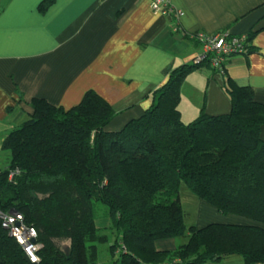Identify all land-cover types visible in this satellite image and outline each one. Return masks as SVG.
<instances>
[{
	"label": "trees",
	"instance_id": "obj_1",
	"mask_svg": "<svg viewBox=\"0 0 264 264\" xmlns=\"http://www.w3.org/2000/svg\"><path fill=\"white\" fill-rule=\"evenodd\" d=\"M202 67H212L208 57L175 68L151 107L117 131L108 129L115 110L93 90L70 109L33 99L31 117L2 143L11 156L0 168V212H19L37 230L40 260L30 261L0 218V264H100L108 230L111 264H203L234 254L264 264V104L226 75L230 113L203 109L184 122L181 87ZM182 183L221 214L254 224L187 226ZM95 203L107 208L109 227L96 225ZM183 237L173 251L156 248Z\"/></svg>",
	"mask_w": 264,
	"mask_h": 264
},
{
	"label": "crops",
	"instance_id": "obj_2",
	"mask_svg": "<svg viewBox=\"0 0 264 264\" xmlns=\"http://www.w3.org/2000/svg\"><path fill=\"white\" fill-rule=\"evenodd\" d=\"M172 4L183 11L178 21L153 12L151 0H0V156H4L0 168L10 162L2 143L31 117L33 99L70 109L93 90L116 112L108 129L120 130L151 107L153 92L175 68L202 55L198 33L247 37L256 31L248 42L253 50L230 57L225 74L213 66L188 74L179 104L183 121H193L203 109L214 116L230 113L226 75L251 87L254 99L264 104V0H172ZM261 137L264 140V126ZM197 203L195 220L187 226L254 224L221 214L198 197ZM109 225L110 220L98 227ZM186 240H158L156 248L173 251ZM203 264L246 263L234 254Z\"/></svg>",
	"mask_w": 264,
	"mask_h": 264
},
{
	"label": "built area",
	"instance_id": "obj_3",
	"mask_svg": "<svg viewBox=\"0 0 264 264\" xmlns=\"http://www.w3.org/2000/svg\"><path fill=\"white\" fill-rule=\"evenodd\" d=\"M151 9L155 13L172 17L176 21L183 15L182 10L174 7L172 0H151ZM175 29H178L177 24ZM196 39L200 42L203 53L194 60V63H202L208 57L213 68L221 74H225L226 62L230 57L248 51V39L245 35L198 33ZM0 218L2 227L22 246L30 261L38 262L40 260L38 251L42 245L38 242L37 230L33 226L26 225L23 215L16 211L0 212Z\"/></svg>",
	"mask_w": 264,
	"mask_h": 264
},
{
	"label": "rangeland",
	"instance_id": "obj_4",
	"mask_svg": "<svg viewBox=\"0 0 264 264\" xmlns=\"http://www.w3.org/2000/svg\"><path fill=\"white\" fill-rule=\"evenodd\" d=\"M4 152H7L4 150ZM11 156V152H9ZM4 156H0V159H3ZM179 196L181 199V204L184 207L186 214V224L191 225L193 224L196 216V208H197V197L196 195L191 191V189L184 183L180 186ZM94 212H95V219L97 226H107V223L109 222V218L106 216L107 208L100 204L95 203L94 205ZM106 233L110 237V243L115 240V235L110 230L106 231ZM110 243L106 244H100L99 245V262L100 264H111L112 263V257L109 252V245ZM70 246V241L66 240L61 242V247L65 250H67Z\"/></svg>",
	"mask_w": 264,
	"mask_h": 264
}]
</instances>
